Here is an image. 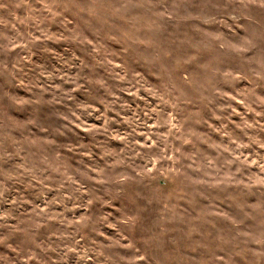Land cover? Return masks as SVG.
Here are the masks:
<instances>
[{
    "label": "rangeland",
    "instance_id": "obj_1",
    "mask_svg": "<svg viewBox=\"0 0 264 264\" xmlns=\"http://www.w3.org/2000/svg\"><path fill=\"white\" fill-rule=\"evenodd\" d=\"M0 264H264V0H0Z\"/></svg>",
    "mask_w": 264,
    "mask_h": 264
}]
</instances>
